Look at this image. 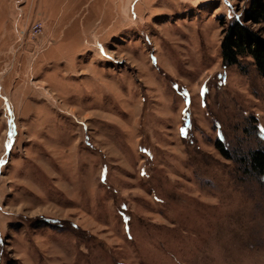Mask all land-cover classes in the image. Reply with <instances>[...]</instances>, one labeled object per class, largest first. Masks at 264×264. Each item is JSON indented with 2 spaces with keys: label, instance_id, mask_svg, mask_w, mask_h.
I'll list each match as a JSON object with an SVG mask.
<instances>
[{
  "label": "rangeland",
  "instance_id": "obj_1",
  "mask_svg": "<svg viewBox=\"0 0 264 264\" xmlns=\"http://www.w3.org/2000/svg\"><path fill=\"white\" fill-rule=\"evenodd\" d=\"M248 1L0 0V264H264Z\"/></svg>",
  "mask_w": 264,
  "mask_h": 264
},
{
  "label": "trees",
  "instance_id": "obj_2",
  "mask_svg": "<svg viewBox=\"0 0 264 264\" xmlns=\"http://www.w3.org/2000/svg\"><path fill=\"white\" fill-rule=\"evenodd\" d=\"M247 5L241 19H233L222 30V63L234 66L239 65L243 58H249L259 75L264 78V38L251 28L252 25L264 24V0H249ZM215 145L224 153L219 142ZM248 161L251 170L264 173V152H253Z\"/></svg>",
  "mask_w": 264,
  "mask_h": 264
},
{
  "label": "built area",
  "instance_id": "obj_3",
  "mask_svg": "<svg viewBox=\"0 0 264 264\" xmlns=\"http://www.w3.org/2000/svg\"><path fill=\"white\" fill-rule=\"evenodd\" d=\"M38 26H39L38 24L32 25V30H31L32 35L38 34V32L40 31V29L38 30Z\"/></svg>",
  "mask_w": 264,
  "mask_h": 264
}]
</instances>
